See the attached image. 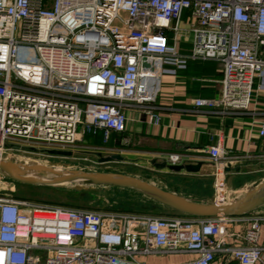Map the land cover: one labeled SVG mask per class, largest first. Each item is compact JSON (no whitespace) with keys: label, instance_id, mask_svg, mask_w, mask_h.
<instances>
[{"label":"built area","instance_id":"obj_1","mask_svg":"<svg viewBox=\"0 0 264 264\" xmlns=\"http://www.w3.org/2000/svg\"><path fill=\"white\" fill-rule=\"evenodd\" d=\"M206 60L221 66L220 97L193 105L248 111L264 90L255 87L264 0H0V153L17 142L64 149L83 135L105 144L124 131L126 106L148 109L158 125L149 104L159 78ZM256 129L264 137V120ZM206 152L223 163L219 145ZM214 182L222 186L220 172ZM178 253L195 254L180 264H264V214L130 216L0 195V264H141L139 255Z\"/></svg>","mask_w":264,"mask_h":264},{"label":"crops","instance_id":"obj_2","mask_svg":"<svg viewBox=\"0 0 264 264\" xmlns=\"http://www.w3.org/2000/svg\"><path fill=\"white\" fill-rule=\"evenodd\" d=\"M221 77V66L210 60L188 61L184 69L162 75L158 95L149 104L159 114L160 123L153 125L148 120V109L126 106L124 131L116 134L120 137L116 144L120 150L114 154L120 153L124 158L131 156L141 165L149 163L163 181L160 187L200 201H212L214 196L211 190L195 192L185 187L182 181L195 179L202 183L215 178L221 170L228 182L239 177L251 180L262 178L264 137L258 136L256 124L264 120V90L254 91L253 101L246 112L198 108L192 103L194 98L219 99ZM261 83L264 84V76L256 80L255 87ZM214 145H219L223 152V163L217 166H213L206 152L209 146ZM169 154L180 155L183 158L181 164L200 162L199 170L196 173H175L153 165L152 162H166ZM227 167L229 169L224 171ZM231 176L232 179H229ZM244 225L237 223L232 228L240 230ZM193 258L195 254L192 253L136 257L141 264H180ZM212 264L222 262L217 258ZM225 264L236 263L228 259Z\"/></svg>","mask_w":264,"mask_h":264},{"label":"rangeland","instance_id":"obj_3","mask_svg":"<svg viewBox=\"0 0 264 264\" xmlns=\"http://www.w3.org/2000/svg\"><path fill=\"white\" fill-rule=\"evenodd\" d=\"M119 139L120 137L116 134H111L107 143L104 144L98 136L83 135L77 138L73 146L65 147L64 149L42 144L17 142V144L5 148L2 153H0V156H2V159L8 160V157H11L20 159V161L34 166H45L52 171L60 170L130 175L160 187L163 181L157 177V174L149 163L141 165L137 160H133L131 156L124 158V155L120 153L117 154L123 157V160H109L107 162L98 161L99 156L105 157L120 150V148H118L119 146H116ZM27 148H33L34 151H29ZM46 150L69 151L71 154L69 156L49 154ZM222 173L223 171L221 170L220 175L223 183L222 186L219 187L215 184L214 177V180H210L209 178L202 183L195 179L191 181L185 180L181 183L195 192H201V190L207 192V190L210 189L214 196L212 200L214 202L218 200L230 202L235 199L238 194L247 190L249 187L258 185L261 182L260 180L264 179L263 174V177L257 180L239 177V179H233L228 182L225 181L226 179H224ZM229 179H232V176ZM0 195H7L16 200H27L67 208L119 215L186 217L182 216L183 214L181 215V213L170 211V209L163 207L140 193L110 186L77 185L75 187H34L22 185L0 176ZM253 212L264 214V206L257 209L256 212Z\"/></svg>","mask_w":264,"mask_h":264},{"label":"water","instance_id":"obj_4","mask_svg":"<svg viewBox=\"0 0 264 264\" xmlns=\"http://www.w3.org/2000/svg\"><path fill=\"white\" fill-rule=\"evenodd\" d=\"M34 151L33 148H27ZM49 154L69 156V151L46 150ZM109 160H122L118 154H111L105 157L99 156V162H107ZM153 165L160 169H167L171 172H187L196 173L201 165L200 162L193 164H168L165 161ZM35 167V168H34ZM34 170L38 174L43 172L51 173L52 170L45 166H34L25 163L17 165L12 160H0V176L17 182L22 185L34 187H57V186H110L120 189L131 190L142 194L143 196L155 201L156 203L177 213L189 215L193 217L209 218V217H239L249 214L264 206V179L260 180L257 187L247 191L242 197L230 202L200 201L197 199L187 198L180 194L163 189L151 182L142 180L138 177L117 174V173H89L77 171H59L63 176L48 180H41L34 177H26L22 172ZM229 168H225L227 171Z\"/></svg>","mask_w":264,"mask_h":264},{"label":"bare ground","instance_id":"obj_5","mask_svg":"<svg viewBox=\"0 0 264 264\" xmlns=\"http://www.w3.org/2000/svg\"><path fill=\"white\" fill-rule=\"evenodd\" d=\"M1 157L2 156H0V160H3V161H6L7 160V159H2ZM8 160H12V161L16 162L17 165H24L26 163L24 161H20V159H14V158H11V157H8ZM34 171H35V169H34ZM34 171L33 170H27V171L22 172V175L23 176H26V177L38 178V179H41V180H48V179H52V178H58L59 176H63L64 174H67V173L60 174L59 173L60 170L59 171H52L51 173L43 172L44 175L38 174V173H36ZM257 186L258 185L253 186V187H249L247 190H245V191L241 192L240 194H238V196H236L235 199L242 197L247 191H249L252 188H255ZM235 199H233V200H235ZM233 200H231V201H233Z\"/></svg>","mask_w":264,"mask_h":264},{"label":"trees","instance_id":"obj_6","mask_svg":"<svg viewBox=\"0 0 264 264\" xmlns=\"http://www.w3.org/2000/svg\"><path fill=\"white\" fill-rule=\"evenodd\" d=\"M129 191H131V190H129ZM133 192H134V191H133ZM181 215H182V214H181ZM182 216H186V217H193V216H189V215H184V214H183Z\"/></svg>","mask_w":264,"mask_h":264}]
</instances>
